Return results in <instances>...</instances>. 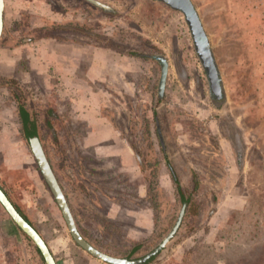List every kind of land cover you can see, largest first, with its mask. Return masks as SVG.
Returning a JSON list of instances; mask_svg holds the SVG:
<instances>
[{
  "label": "rangeland",
  "instance_id": "obj_1",
  "mask_svg": "<svg viewBox=\"0 0 264 264\" xmlns=\"http://www.w3.org/2000/svg\"><path fill=\"white\" fill-rule=\"evenodd\" d=\"M4 1L0 186L56 263L105 264L73 240L21 107L96 249L139 259L159 246L183 208L171 167L189 203L149 264H264V0H191L218 100L185 17L158 0ZM147 56L169 63L162 99L161 66ZM0 264H45L1 204Z\"/></svg>",
  "mask_w": 264,
  "mask_h": 264
},
{
  "label": "water",
  "instance_id": "obj_2",
  "mask_svg": "<svg viewBox=\"0 0 264 264\" xmlns=\"http://www.w3.org/2000/svg\"><path fill=\"white\" fill-rule=\"evenodd\" d=\"M174 11L180 12L184 15L185 20L189 26L196 53L203 65L206 72L207 78L209 80L210 86L217 92V98L224 97L222 78L217 66L210 39L203 27L199 13L191 0H158ZM4 11H5V1L0 0V38L4 29ZM148 58L155 59L161 64V80L159 86V96L160 99L164 97L167 78L169 74V63L165 57L158 56H147ZM30 147L35 160L38 164L42 177L44 178L56 204L58 205L63 219L68 227V230L75 241V243L88 253L93 258L105 263V264H147L150 260L155 258L160 254L167 244L176 236L180 230L183 219L185 217L186 206L183 207L181 213L171 230V232L166 236V238L155 248L151 253L139 259H130L115 257L101 252L100 250L93 247L80 233L75 218L72 214L70 205L68 203L67 197L61 187L52 165L47 158V155L43 149L40 139L35 136L30 138ZM0 204L15 223V225L23 232V234L28 237L32 243L37 248L41 257L43 258L45 264H57L55 258L49 249L48 245L37 232V230L25 220V218L18 212L11 200L8 198L4 190L0 186Z\"/></svg>",
  "mask_w": 264,
  "mask_h": 264
},
{
  "label": "trees",
  "instance_id": "obj_3",
  "mask_svg": "<svg viewBox=\"0 0 264 264\" xmlns=\"http://www.w3.org/2000/svg\"><path fill=\"white\" fill-rule=\"evenodd\" d=\"M20 118H21V123H22V127H23V135L25 136V138L29 139L33 136H36L37 135V128H36L35 120L31 119V113H29L24 107L20 108ZM170 170H171L172 178H173V180H174V182L177 185L178 190H179L181 186H180L179 180L177 178V175L171 167H170ZM135 251H136V249H135ZM153 260H154V258L152 260H150L148 262V264L151 263Z\"/></svg>",
  "mask_w": 264,
  "mask_h": 264
},
{
  "label": "flooded vegetation",
  "instance_id": "obj_4",
  "mask_svg": "<svg viewBox=\"0 0 264 264\" xmlns=\"http://www.w3.org/2000/svg\"><path fill=\"white\" fill-rule=\"evenodd\" d=\"M170 8V7H169ZM173 10V9H172ZM158 57H161V56H158ZM159 63V62H158ZM159 65L161 66V64L159 63ZM209 85H210V83H209ZM210 94H211V97L213 98V99H216V100H218V98H217V92L210 86ZM220 99V98H219ZM155 122H156V128H157V133H158V137L160 138L159 140L161 141V146H162V150L164 151V146H163V144H162V139H161V136H160V129H159V124H158V120H155ZM33 137H35V136H33ZM181 186V185H180ZM180 190V191H179ZM178 191L180 192V194H181V199H182V201H183V207L184 206H186V208H187V205H188V198H186V197H184L183 196V194H182V187H180V189H179ZM183 209V208H182ZM186 211V210H185Z\"/></svg>",
  "mask_w": 264,
  "mask_h": 264
},
{
  "label": "bare ground",
  "instance_id": "obj_5",
  "mask_svg": "<svg viewBox=\"0 0 264 264\" xmlns=\"http://www.w3.org/2000/svg\"><path fill=\"white\" fill-rule=\"evenodd\" d=\"M184 16V15H183ZM195 45V44H194Z\"/></svg>",
  "mask_w": 264,
  "mask_h": 264
}]
</instances>
